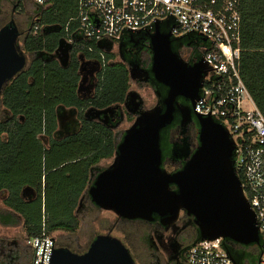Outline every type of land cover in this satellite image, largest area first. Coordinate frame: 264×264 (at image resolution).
Listing matches in <instances>:
<instances>
[{"label": "water", "instance_id": "1", "mask_svg": "<svg viewBox=\"0 0 264 264\" xmlns=\"http://www.w3.org/2000/svg\"><path fill=\"white\" fill-rule=\"evenodd\" d=\"M160 25L157 20L151 31H144L149 32L150 71L166 88L164 96L154 106L138 112L117 145L114 161L97 173L87 189L88 195L99 209L127 219L152 220L156 214L164 223H171L184 209L193 216L197 226L196 240L221 238L242 245L259 244L255 212L234 170L233 141L219 122L194 111L209 66L203 57L190 63L171 48L173 40L188 38L191 34L175 37L171 30H161ZM141 31L127 30L125 34ZM19 34L13 19L0 28V98L6 84L26 65ZM96 44L100 50H111L109 41ZM71 49V42L61 37L51 58L66 67ZM89 64L90 61L82 59L79 70H86ZM92 72L90 69L82 74L78 93L92 90L93 84L89 81ZM178 98L187 104L179 103ZM176 110L181 115V124L190 121L194 114L199 125V144L181 169L169 172L161 167L160 132L173 121ZM107 112L111 113V107L97 110L96 116ZM49 264L135 263L122 241L107 232L97 234L81 252L55 246Z\"/></svg>", "mask_w": 264, "mask_h": 264}, {"label": "trees", "instance_id": "2", "mask_svg": "<svg viewBox=\"0 0 264 264\" xmlns=\"http://www.w3.org/2000/svg\"><path fill=\"white\" fill-rule=\"evenodd\" d=\"M77 8L78 0H45L39 5L32 25H38L39 29L36 33L31 29L26 33L21 48L29 53L42 52L47 60L34 59L2 91L1 102L12 116L5 122L0 121V133L7 132L6 140L0 138V191H8L5 204L23 217L27 238L44 232L56 242L55 232L77 231L80 222L74 209L86 187L89 169L101 159L111 157L112 150L111 130L88 121L83 122L76 134L59 142L52 141L50 148L44 149L36 138L42 120L45 118L47 131H50L57 104L74 105L79 109L89 104L106 107L122 100L128 86L124 65L109 63L99 74L93 95L89 99L77 96V54L101 60L95 41L75 32ZM238 9L241 17L240 75L264 116V0H238ZM144 33L149 35V32ZM61 37L72 38L74 42L65 68L49 58ZM111 56L105 54L106 59ZM24 185L36 193L30 201L19 197ZM222 244L236 264H245L225 241ZM260 252H256L251 264H257Z\"/></svg>", "mask_w": 264, "mask_h": 264}, {"label": "flooded vegetation", "instance_id": "3", "mask_svg": "<svg viewBox=\"0 0 264 264\" xmlns=\"http://www.w3.org/2000/svg\"><path fill=\"white\" fill-rule=\"evenodd\" d=\"M11 1L14 2V5H19V0ZM38 9L39 6L36 11ZM12 19L15 21L19 29L20 34L18 40L20 42V38L23 35V42L26 33L30 31L33 25L35 18L25 11H16V9L13 8L8 19L5 20L0 28ZM160 27L163 31L170 30V26L166 24L160 25ZM64 38L66 39V37ZM109 42H111V50L109 52L100 50L97 47V42H95L96 48L100 52L101 60H98L96 57L86 58L83 53L77 54L79 60L77 71L79 75L78 84L82 74H85L87 70L93 69V72L89 77V81L93 84V88L89 92L83 90L78 93L77 89L76 92L80 99H89L98 85L99 74L103 70L104 65L109 63H121L124 65L128 76V86L122 100L111 103V105L106 107H96L89 104L85 108L80 109L74 105L66 106L59 103L54 107L53 128L50 131H47L44 118L41 123V130L36 134V138L43 148L49 149L52 141L59 142L76 134L81 129L84 121L96 122L111 130V157L103 158L90 167L86 187L81 193L74 209V214L78 219L90 214L93 207L98 208L88 195V187L93 183L98 172L107 168L109 164H112L116 157L117 145L121 142L125 130L135 120L138 112L150 108L144 104L143 98L138 91L130 89V84L133 83L137 87L150 88L154 92L156 98L155 104L157 101H161V98L164 96L163 92L166 90L162 84L154 79L150 71L152 53L150 50L148 35L144 33V30L131 35L124 33L119 39L111 40ZM71 44L73 47L74 42L71 41ZM206 46V41L196 34H191L188 38L182 37L173 40L171 43L173 51L190 63L203 56ZM24 53L27 61L22 71H24L34 59L42 58L44 61L47 60V57L42 52L29 53L24 51ZM51 54L49 58L53 59L51 58ZM105 54H111L112 56L111 58L106 59ZM82 59L90 61V64L87 66L86 70L80 71L79 67ZM54 60L58 62L57 59ZM84 86L86 87L87 85ZM177 101L181 104H187V101L182 98H178ZM136 102H139L138 106L135 105ZM107 107H111V113L107 112L105 115L102 114L96 116L97 110L105 109ZM11 116L12 114L3 106L0 98V121L5 122L9 120ZM124 121H128L130 124L125 128L119 129L118 127ZM198 132L199 125L194 114H191L190 121L186 124H181V115L176 110L174 112L173 121L160 132V148L162 151L161 167L169 172L181 169L199 144ZM0 138L1 140H6L7 132L2 131L0 133ZM110 158L111 162L108 165L102 166L100 164L101 161ZM35 195V191L28 185H24L19 191V197L23 201H30ZM7 196V190L0 191V264H30L33 258V253L28 243L29 238L26 237L23 231V217L20 213L5 204L4 201ZM111 213L113 212L111 211ZM113 214L115 215V213ZM7 217H9V221H6ZM17 226L21 227L22 234L16 232ZM120 226L121 228H119ZM106 228L107 229L104 233L110 232L111 235L119 238L128 249L135 264H185L187 249L190 244L196 240L198 234V229L193 221V216L188 215L184 209L179 211L176 219L171 223H164L162 217L156 214L153 215L152 220L140 218L127 219L115 215L111 224ZM117 228H119V230H117ZM115 230L118 231L119 235L114 232ZM58 232L72 234L64 231ZM97 234H95L94 237ZM225 242L237 258L244 259L245 264H251L250 262L256 252L258 250L262 251L264 248V238L262 236H260L259 244L242 245L229 240H225ZM57 243L58 245H62L73 251H82V249L75 248L69 243L59 244L56 240L55 246H57Z\"/></svg>", "mask_w": 264, "mask_h": 264}, {"label": "built area", "instance_id": "4", "mask_svg": "<svg viewBox=\"0 0 264 264\" xmlns=\"http://www.w3.org/2000/svg\"><path fill=\"white\" fill-rule=\"evenodd\" d=\"M33 1L38 6L45 2ZM75 19V32L95 42L117 40L127 30L151 31L157 20L169 25L175 37L196 34L206 39L202 57L209 70L194 111L211 116L227 130L234 144V170L264 238V116L240 75L238 0H78ZM38 29L34 25L31 32ZM222 242L221 238L193 241L185 264H234ZM28 243L33 253L30 264H49L55 239L42 232ZM258 264H264V248Z\"/></svg>", "mask_w": 264, "mask_h": 264}, {"label": "rangeland", "instance_id": "5", "mask_svg": "<svg viewBox=\"0 0 264 264\" xmlns=\"http://www.w3.org/2000/svg\"><path fill=\"white\" fill-rule=\"evenodd\" d=\"M37 7L38 5L33 0H19V5H14V2L11 0H0V26L5 22L6 19H8L13 8H15L16 11H25L35 18ZM22 37L20 38V45L22 42ZM130 89L138 91L147 107H151L155 104L156 98L154 92L150 88L137 87L135 84L131 83ZM244 107H248V105H244ZM129 124L130 123L128 121H124L118 128H125ZM110 162L111 158L101 161L100 164L102 166H106ZM114 218L115 215L110 211L93 207L92 211H90V214H87L79 219L80 224L75 233L67 234L57 231L54 233V235L57 237L59 244L69 243L73 247L82 249V251H84L94 235L97 233H104V231L107 229L106 227L111 224ZM119 228H121V226ZM119 228H117V230H119ZM117 230L114 231L116 234H118ZM16 232L18 234H22L21 227L17 226Z\"/></svg>", "mask_w": 264, "mask_h": 264}, {"label": "crops", "instance_id": "6", "mask_svg": "<svg viewBox=\"0 0 264 264\" xmlns=\"http://www.w3.org/2000/svg\"><path fill=\"white\" fill-rule=\"evenodd\" d=\"M56 237V236H55ZM58 242V241H57Z\"/></svg>", "mask_w": 264, "mask_h": 264}]
</instances>
